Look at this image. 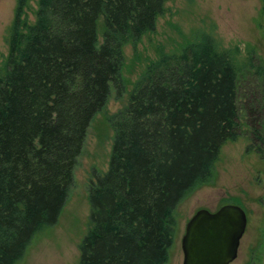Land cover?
<instances>
[{
  "label": "trees",
  "instance_id": "16d2710c",
  "mask_svg": "<svg viewBox=\"0 0 264 264\" xmlns=\"http://www.w3.org/2000/svg\"><path fill=\"white\" fill-rule=\"evenodd\" d=\"M168 1L38 0L32 21L31 0H17L0 63V264H16L57 223L92 120L113 88L126 91L123 48L155 31ZM240 55L201 31L147 65L111 118L109 168L90 186L78 264H167L178 206L212 180L223 145L246 125L244 68L264 93V64ZM259 103L262 113L246 104L244 117L263 152Z\"/></svg>",
  "mask_w": 264,
  "mask_h": 264
},
{
  "label": "rangeland",
  "instance_id": "374dc122",
  "mask_svg": "<svg viewBox=\"0 0 264 264\" xmlns=\"http://www.w3.org/2000/svg\"><path fill=\"white\" fill-rule=\"evenodd\" d=\"M37 1L31 0L32 21ZM16 3L17 0H0V63L8 54L7 36ZM261 8V0H170L166 12L158 18L155 31L145 34L136 44L124 46L126 91L119 97L113 88L106 107L92 120L77 159L74 184L57 223L42 228L16 264L79 263V246L89 226L90 186L109 168L115 137L111 118L128 103L147 65L163 51L179 49L201 31L212 33L223 48L239 47L242 59L252 52L255 63L264 64ZM238 98L241 122L246 124L242 135L223 145L212 180L178 206L176 234L167 264H183L182 238L189 219L201 208L216 211L228 203L239 204L248 216L238 257L231 264H264V151H256L260 140L251 133L244 117V106L247 104L249 112L250 106L259 109L264 93L259 77L250 69L244 68L240 74ZM250 144L255 145L251 151Z\"/></svg>",
  "mask_w": 264,
  "mask_h": 264
},
{
  "label": "water",
  "instance_id": "95a60500",
  "mask_svg": "<svg viewBox=\"0 0 264 264\" xmlns=\"http://www.w3.org/2000/svg\"><path fill=\"white\" fill-rule=\"evenodd\" d=\"M247 223V212L239 204H224L216 211L199 209L182 238L183 264H231L238 257Z\"/></svg>",
  "mask_w": 264,
  "mask_h": 264
}]
</instances>
